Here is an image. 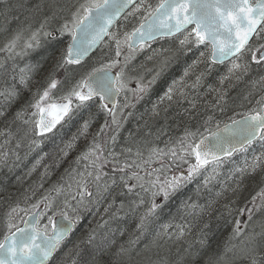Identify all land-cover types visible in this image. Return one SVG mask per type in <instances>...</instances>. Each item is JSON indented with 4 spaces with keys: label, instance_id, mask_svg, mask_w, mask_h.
I'll return each mask as SVG.
<instances>
[{
    "label": "trees",
    "instance_id": "1",
    "mask_svg": "<svg viewBox=\"0 0 264 264\" xmlns=\"http://www.w3.org/2000/svg\"><path fill=\"white\" fill-rule=\"evenodd\" d=\"M79 1L8 0L3 3L0 2V49H3V46L20 29H25L24 39L27 40L31 32L40 28V24L44 21L45 16L55 14L56 19L50 22L46 29L42 31H49L53 35L57 34L56 29L58 28L59 20L69 15V5L73 6L71 9L73 10ZM148 3L155 7L159 3V0H146V4ZM36 4H42L44 6L41 12L34 11V5ZM44 8H48V12ZM131 11L132 9L129 12ZM143 15V10L135 13V15L126 14L119 24L124 25L128 29V32H130L140 23ZM189 33L191 31H186L179 37H185ZM41 35L39 36L41 45L33 49H24L23 40L18 42L15 51L19 52L21 50L23 56H19L16 59L11 60L13 55H6L0 51V93H2L0 94V113H3V115H0V133H3L0 135V145L5 139H8V144L13 147L12 151L14 153L16 150L15 142L17 141L18 143L21 140L19 134H23V131L26 130L24 128L26 124H20L17 113L24 116L23 109L32 108L35 105L36 99L47 88L46 80L58 68L57 61L64 51V45L59 44V42L53 40L50 36ZM189 42V46H184L179 43L178 39H164L137 54L138 56L134 61L136 63L134 68L136 73L140 71L142 74L144 73L149 76L148 82L152 80L157 71L161 70L162 62L165 59L168 60V64L166 67H163L160 76L157 78L154 86H150L146 96L139 94L144 97L139 105H136L139 107L132 120H126L121 116L117 119L118 127L111 120L107 122L97 121L96 115L93 114L90 118L86 119H90L86 134H80L82 127L76 128L72 131L71 136L70 134L67 135L61 143H56L57 145L49 142L35 147V162L37 165L33 168L29 167L28 170L23 171L21 174L18 173L17 168L20 164L17 162L18 160H15V156L12 158L14 161L9 159L11 160L9 164L1 166L0 208L3 204L6 205L5 214L0 215V227L2 223L8 227L12 225L11 228L9 227L10 229L17 227L27 211L30 212L37 208L34 207L37 205V202H39V207L46 208V204L49 201L54 204L62 202L63 200H67L68 202L72 199L78 189H76L77 187L67 189L66 184H64V181H67L65 178L66 173L72 172L73 168L77 166L81 170L83 169L84 173L86 171H92L93 177H95V170L87 167L90 164L89 160L81 158L77 163V158L81 157L82 153L88 150L93 144L94 139L97 143L104 146L105 151L107 149L105 144L107 145L111 135L113 133L119 134L117 139L121 143L118 146L121 158L115 164L120 167H123L125 163L131 164L133 161L140 164L139 168L132 167L124 169L128 174L126 176L135 172L143 177V180L139 182L133 179L136 185L135 188H138L139 184L145 180V176L142 174L148 171L164 172L166 175L165 179L171 178L172 173L175 172H187V163L175 160L167 155L160 158L153 157L149 161L151 148H162L166 152L171 147L179 150L178 138H184L186 131L196 133L195 137H187V142L197 141L201 135L218 125L240 115L252 113L253 110L259 111L260 106L257 105L256 101L264 97V81L260 80V77L264 76V64L256 65L252 63L251 70L247 74L237 72L235 75L229 76L228 68L230 67V62L223 65H212L209 62L210 47L207 44L197 45L192 40ZM251 45L254 48L255 40ZM15 51L14 53H16ZM201 53H204V55L201 56ZM246 59L251 62V53L246 56ZM82 68H71L66 80ZM185 70L189 73L185 77V81L188 84V87L184 89L187 94L186 97L174 95L172 101L165 99L163 102H160V97L164 94L168 86L173 80H179L184 76ZM201 73H203V76L201 77L200 84L195 88L191 87L196 77L200 76ZM237 76L240 78L237 79ZM222 77L228 78L221 83ZM24 80V84L21 85V81ZM17 85L23 91H19ZM10 92H14L15 95H9ZM19 92H21V96L18 95ZM221 95H223L222 99H220ZM134 99H136L135 101L137 103V94ZM189 101H194V108ZM133 105L135 106V104ZM153 105L157 106L159 116L152 114ZM209 116L212 119L208 123H205ZM102 125H104V131L101 135L97 136ZM146 133H151V135H146ZM74 137L81 138V142L76 148L59 147V145ZM83 137H85V140L82 141ZM24 143L28 145L27 141H24ZM25 148L26 146H23L22 150ZM128 148H131L132 151L127 152L126 149ZM137 151L142 154V157L136 155ZM189 160L190 163H194V158H189ZM108 167V163L104 164L102 172L108 170ZM161 167H164V169ZM43 173L45 174L41 176ZM259 177L256 176L257 183L260 181L258 179ZM245 179L240 184L239 189L235 191L234 195L229 191L230 185L225 188L222 196L220 195L221 197L217 200L218 211L216 212L218 214L215 212L214 215L209 217L206 208H202L203 214L196 224L195 220L188 218L179 207L175 209L174 217H171L169 211V199L173 195L177 196L182 202L188 198V194H185L186 188L181 191L179 189L170 196L168 201L163 205V207L166 206L165 212H167L163 223L170 225L172 229L177 227L178 232L183 231L182 238L184 241H181L178 245L171 244L170 241H162L161 244H165L164 249L166 254L162 255V258L163 256L164 258L161 259V264H212V261L217 260L222 255L224 256L223 261L229 259L228 261L230 262H227L228 264H238V261L241 259L233 260V253L225 252V245L232 235V231H230L232 229L229 224L230 219L228 220L224 215L227 214L226 211L229 207L231 210H234L233 216L240 205L247 201V197L250 194L244 198L243 196L248 193L247 191L251 190L247 188H252L256 182L255 179ZM94 182L95 180L93 179L91 186L94 185ZM57 188L61 189L59 194L56 192ZM239 190L240 192H238ZM45 196L48 197V201L43 200ZM105 196V203H113L116 201H111L112 195L110 191ZM15 202H19V204L12 205ZM219 202L222 205L220 207ZM119 208L120 211L118 212L110 211V215L107 217L108 227H103V224L106 225L107 222L105 219L104 222L100 221L104 215L99 220L96 218L89 219V221L91 220V226L95 228L101 226L102 229H105L102 231L103 243L99 249L87 247L86 244L80 243V255H77L73 247L77 243L82 242L83 238L87 235H81V231L76 227L70 237L61 246L62 251L67 248L64 257L67 260L64 264H72L73 260L71 261V259H74L76 256L79 264H111V260L116 256V251L120 249L118 246L128 251L131 249L128 247H131L129 243L131 242L133 233L132 228H134L132 223L120 228V238L113 236L117 234L118 225H116L115 217L120 215V205ZM12 209H16V211L13 212ZM102 213L99 210V215ZM190 219L192 220L191 222L189 221ZM263 221L257 222L256 218L253 223L255 224L257 222L264 225ZM260 229L259 227V231ZM196 232H201V236L196 241H192L193 235ZM116 238L118 242L115 244ZM201 241H205V243L201 244ZM231 243L239 244L238 240H232ZM105 244L108 246L105 247ZM117 244L120 245L116 246ZM71 249L72 251H70ZM228 255L231 256L227 257ZM56 258L57 256L48 264H55Z\"/></svg>",
    "mask_w": 264,
    "mask_h": 264
},
{
    "label": "snow or ice",
    "instance_id": "2",
    "mask_svg": "<svg viewBox=\"0 0 264 264\" xmlns=\"http://www.w3.org/2000/svg\"><path fill=\"white\" fill-rule=\"evenodd\" d=\"M129 5H134L131 12L127 15H135V13L143 10L144 15L140 19L138 26L134 27L131 32H126L123 37V41L116 34H110L109 26L120 16L121 13L128 9ZM42 4L34 5L35 12H41L43 10ZM73 6L69 5V16L63 18L64 22L57 29L61 34L68 33L71 36V43L68 44L66 54H62L57 61V67L63 68L68 64H78L81 59L88 53L102 36L108 35L110 38L116 41V56L121 55L122 42L127 45L131 50H135L137 45H143L148 40L155 39L156 36L172 35L181 30H185L189 25H194L191 29V33L185 36L184 40H181L182 45L188 43L190 40L197 45L211 44V55L209 57L211 63H223L225 60L230 61V67L228 68V75L233 76L237 72L241 74H247L251 70V64L256 65L264 64V43L259 44L256 48H253L250 44V40L255 36L258 40L264 39V27H258V25L264 24V0H256L255 6L250 3V0H159V3L153 7L150 3L146 4V0H85L84 3L72 11ZM56 19V15L45 16L44 21L41 22L40 28L31 32V35L24 39L25 29L18 30L11 40L5 45L4 49L0 51H13L18 42L24 41V47L26 49H32L40 46L39 36L42 30L46 29L50 22ZM44 36H51L49 31L43 32ZM251 53V62L246 59V56ZM204 53H201L203 56ZM132 57H126L130 60ZM117 61H112L110 65L105 66V69H93L84 77L67 96L64 97L65 103L55 104L48 103L46 106H41L46 98L49 97V91L56 88L57 81L52 79L48 84V87L44 89L43 93L39 96V100L33 107L39 109L41 114L40 120L35 124L38 129L37 134L43 135L45 132H50L53 127L67 115L72 104V97L74 96L80 101V105L83 106L85 102L91 100L94 96H98L101 100V108L112 113L113 124H117L116 119V103L115 97L119 93L127 88V80L124 78L123 69L116 73L115 77L110 74V69ZM168 60L165 59L162 62L161 70L157 71L152 80L147 84L141 83V80H137L136 88L129 89L137 94V100L142 96L139 94H146L150 86L154 84L157 78L160 76L163 67H166ZM188 71L185 70L184 76L179 80H173L168 86L167 90L160 97V102L165 99L168 101L173 100L174 95L186 97L184 89L188 87L185 81V77L188 76ZM196 77L195 82L191 87H197L201 82V77ZM228 77H222L221 83ZM237 79L240 77L237 76ZM261 81H264V76L260 77ZM255 83V82H254ZM2 94V93H0ZM9 95H15L14 92H10ZM223 98L221 95L220 99ZM219 102V101H217ZM192 107H195L194 101H189ZM260 106L259 111L253 110L252 114L244 116L241 120H233L232 127L229 128L225 125L224 131L228 132V136H217L211 147L205 142V139H201L199 142L193 140L187 142V137H195L196 133L185 132L184 138H181L178 143L180 149L175 147L165 149L153 147L150 149L149 161L153 158H160L163 156H170L175 160H179L188 164L187 175L180 174L166 178L163 182L159 180L150 181L152 188L151 191L152 201L151 206L140 217V223L137 228L143 229L145 222L150 217H154L157 210L163 207V204L156 202L157 196H162L166 202L172 194L182 188L186 183L190 182L197 175L201 174V170H207L208 166H212V172L216 170L223 163L222 157H231L233 153L238 151H247L248 146L259 139L264 142V97L256 101ZM112 107L109 108L108 105ZM45 114L51 117V120H45ZM154 116H159L157 106L153 105ZM3 115V113H0ZM20 113H17L19 118ZM212 119L211 116L205 121L208 123ZM27 123V122H26ZM90 119L85 120L82 125L80 134L87 133L89 128ZM104 131V125L101 126L100 132L97 136L101 135ZM3 133H0L2 135ZM11 135V134H9ZM151 135V133H146ZM76 139V137H74ZM115 140V136L112 137ZM19 146V145H17ZM72 145H68L71 147ZM127 152H131L132 149H126ZM67 154V153H65ZM5 156L7 153L4 154ZM137 156L142 154L137 151ZM94 157V158H93ZM89 160L90 167L95 170L94 180L97 186V195L102 196L103 192H107L110 185L104 183L100 184L103 176L106 173L102 172L104 164L107 163V159L104 156V146L97 143L94 139L93 144L88 150L82 153L81 157L77 158V163L80 159ZM189 158H194L195 163H190ZM139 168L140 164L133 161L131 164L125 163V165L119 168L120 172H124L125 168ZM115 171V169H114ZM264 172V153L256 155L253 159L245 161L243 167L236 168L235 173L239 175L236 177L237 186L250 175L257 172ZM81 179L76 181L77 193L72 197L77 200V208H84L87 210L85 203L86 197H92L93 193L89 191L88 184L91 182L89 177L93 176L92 171H86L79 174ZM151 175V173H148ZM214 177L205 176V186H207L210 179ZM232 178V177H229ZM124 186L132 191L135 184L129 185L128 180L135 179L138 182L143 180V177L133 172L131 176L127 178L122 175L120 177ZM113 179L112 183L115 184ZM261 183H264V176H261ZM158 185V187H157ZM141 188L144 187L143 183H140ZM71 188V185H69ZM149 189H145L148 191ZM56 192L59 194L61 189L57 188ZM221 195V193H217ZM260 199L261 203L256 204V200ZM252 203L256 207L257 211L264 210V187H262L254 196H252ZM43 200L48 201V197H43ZM65 206H69L67 200H65ZM141 203H144L141 200ZM53 205L49 201L46 204V208H51ZM34 207H39V202ZM188 207L195 208L196 205H188ZM77 209H73L76 211ZM108 209H105L107 211ZM247 210L249 213L248 219H252V209H241L243 212ZM13 212L16 209H12ZM11 215V213H9ZM33 220H25L24 223L28 226L26 229L17 228L16 232L11 233L10 236H5L4 241H0V264H46L53 252L59 247L62 241L73 231L76 224L81 219L80 214H77L74 219H69L67 213H60L62 219L60 222L53 225V231L51 235H47L46 231H41L36 225L38 223V216L40 214L32 213ZM64 221H67L66 223ZM51 223V217H49ZM240 221L236 222V227L233 229V234L229 237L228 242L225 245V252H232L234 258L249 261V264H264V225H261L259 232L252 231L244 233L239 227ZM11 228L12 225H9ZM164 232L157 233V237L168 235V228L170 225H164ZM207 227V225H205ZM19 234V235H18ZM180 235H183L181 231ZM240 238L239 245L232 244L231 241ZM106 239V238H105ZM94 236L89 233L86 241L80 243L92 244ZM137 241H131L133 245ZM80 243L74 246V250L77 255H80ZM155 243V241H153ZM204 244L205 241H201ZM105 247L108 245L105 244ZM94 248L99 249L100 246L93 245ZM72 251V250H70ZM128 250L123 247L117 253L121 255ZM95 259V257H93ZM224 256H220L217 260L212 261V264H219V260H223ZM73 264H79L78 261L73 260Z\"/></svg>",
    "mask_w": 264,
    "mask_h": 264
},
{
    "label": "bare ground",
    "instance_id": "3",
    "mask_svg": "<svg viewBox=\"0 0 264 264\" xmlns=\"http://www.w3.org/2000/svg\"><path fill=\"white\" fill-rule=\"evenodd\" d=\"M8 0H0L1 3L6 2ZM85 0H80L78 2V4L74 7V9L72 11L75 10L76 7H78L80 4L84 3ZM69 16V15H68ZM67 16V17H68ZM66 17V18H67ZM125 17V14L120 17L111 27V29L109 30L110 34H113L115 31L118 33V36L121 38V40L123 41V37L124 34L126 32H128V29L122 25L119 24L120 21ZM64 22V19H62L60 21V23L58 24V28L60 27V25ZM119 24V25H118ZM57 28V29H58ZM56 29V33L55 35H51L50 38H52L53 40L59 42V44L61 43V45H64V51L62 54H66L67 52V47L68 44L71 43V36L68 33H64L61 34L58 30ZM132 31V30H131ZM130 31V32H131ZM42 34V33H41ZM42 36H44L42 34ZM169 39H178L179 43L181 40H184L185 37H179V36H174L171 37ZM160 40H154L151 42H147L144 43L142 46H138L136 47L135 50H131L127 47L126 44H124L122 42L121 44V55L119 57L116 56V42L112 43L113 41H110V37L108 35L105 36L104 40L101 42V44L99 45V47L92 52L88 57H86L84 60L80 61V63L78 64H68L65 65V67L60 68L58 67L55 72H53L50 77L48 78V80H46L47 83V87L48 84L51 82L52 79H55L58 83L56 88L51 89L49 91V97L46 98V101L41 105V106H46V104L48 103H55V104H61V103H65L66 101L64 100V97L67 96L69 94V92L73 89V87L75 85H77L84 77H86L88 75L89 72H91L93 69H105V66H108L111 64L112 61H117L116 65H119V72L121 71V69H123L124 75L125 77L129 78L128 83H131L130 86L127 88L128 89V93H129V97H128V103L124 106V108L117 114L116 119H118L119 117L123 116L126 120L130 119L132 120L135 117L136 111L138 110L139 103L142 101V98L144 96H146V94H142L144 96H142L141 99L138 100V102L136 103V99L135 95L136 93L129 91V89H135L136 88V82L137 80H141V78H143L141 80V83H148L149 80V76H147L146 74H142L140 71L139 73H136V70L134 68V65L136 63H134L135 58L138 56L137 54L147 50L150 46H152L153 44L157 43ZM189 43L184 44V46H189ZM181 44V43H180ZM108 45V46H106ZM109 45H112L109 47ZM182 45V44H181ZM5 47L3 46V49ZM125 48V50H124ZM189 49V48H188ZM187 49V50H188ZM128 50V51H127ZM15 49L11 52L8 51H2L4 54H9V55H13L16 58L19 57V52L18 54L14 53ZM104 51V56L102 57L101 60L96 59L97 55L101 52ZM16 52V51H15ZM210 55H211V50H210ZM126 57H132L130 60H127L126 62ZM210 57V56H209ZM15 58V59H16ZM98 62H101L99 64H96ZM209 62L211 63L210 59ZM101 64V65H100ZM212 65H214L213 63H211ZM74 67H83L82 69H80L75 75H73L71 78L67 79L68 77V72L71 68ZM110 72L114 75H116V73H118V71L116 72L113 69V66L110 69ZM65 81V82H64ZM24 81H21V85L24 84ZM135 84V85H133ZM154 86V84H152V87ZM18 90L19 91H23V89L17 85ZM167 90V89H166ZM123 94V91H121L119 93V95L116 98V109L118 106V103L120 101V97ZM19 96H21V92H19L18 94ZM72 99V104L70 105V110L68 112L67 115L63 116V118L59 121V123H57L55 125V127L52 128V130L50 132H47L43 135H38V129H36L35 124L38 120H40L41 118V114L39 112V109L36 107H32V108H28V109H23L24 113H25V117L24 116H19V121L20 124H26V128L31 127L32 128V133L29 130H25L23 131V134L25 137H22L21 140L17 143V141L15 142V147L17 150H15V153L12 151L13 147H11L8 144V139H5L1 145H0V169L1 166L3 165H7L11 162L12 158L15 156V160H18L17 162L20 164V166L17 168L18 169V173H22L23 171H26L30 168H33L34 166H36V162H35V157H36V151H35V147L40 146L42 144H46V143H53L54 145H57L56 143H61V141L64 139V137H66L67 135L70 134V136L72 135V131L75 130L76 128H81L82 127V123L87 119L90 118L91 115L95 114L96 115V119L97 121H113L112 118V113L102 109L101 108V100L98 96H94L91 100L85 102V104L83 106L80 107H76V105H80V101L77 100L74 96L71 98ZM39 100V97L36 99V101ZM36 104V103H35ZM135 104V106L133 105ZM143 105V104H141ZM109 108H111L108 105ZM252 113H247L244 115H240L236 118H233L221 125L216 126L215 128L207 131L206 133H204L203 135H201L198 140L196 142H198L203 136L207 135L208 133L214 131L215 129L232 122L233 120H236L242 116H246ZM94 115V116H95ZM106 116V117H105ZM48 116L45 114V118H47ZM49 119L51 120V117H49ZM27 122V123H26ZM100 129V128H99ZM98 129V130H99ZM94 131V130H93ZM179 135V133H177ZM119 134L116 133L113 135H111V138L108 139L107 145L105 144V146L107 147V149L104 151V156L107 159V163L109 164L108 170H106L103 173H106V175L103 176L102 180L100 181V184L103 185L104 183H107L110 185V188L108 191H110L111 195H114L113 193L115 192H119V194L116 195V201L113 203H103L102 205L104 206L105 209H109L105 212L104 216L102 217V214L99 215V210L98 212L96 211V213L93 215V213L95 212V210L97 208H99L100 206V202L98 201H102L103 199L106 198L105 194L108 192H103L102 196H98L97 197V201L95 203H92L90 205H88V209H89V214L87 213H77L80 214L81 219L79 220V222L76 224L75 228L73 229V231L76 229V227L79 228V230L81 231V235H88L89 233H91L94 236V240L92 242V244H88V243H83L86 244L87 247H91L94 248L93 245H98V246H102L103 243V233L102 231H104L105 229H102V227L100 226L99 228H95L93 226H91L90 221L93 218H96L99 220V216L102 217V219L100 221L104 222L108 220V216L110 215V211H120L119 205L121 206V212L120 215L115 219L117 222L116 225L117 226V234L116 237L120 238V228L124 227L126 225H130L131 223L134 225V228L132 229H137V225L140 221V218L137 214H133V208L131 206V198L132 196H138L139 194H137V191H141L143 190V188L145 187V183L150 184V181H155V180H159L160 182H163L165 180V173L164 172H157V171H148L143 173L142 175L145 176V180L141 183H143L144 187L141 188L140 186L138 188H133L132 191H129L128 188H126L124 186V183L121 181L120 177L122 175H124L126 178L128 176H126V172L124 170V172H120L119 168H121L120 166L116 165L115 162L120 159V155H119V149L118 146L121 144L120 141L117 139V136ZM115 136V140H112V137ZM180 140V137L178 138ZM85 140V137L82 138V141ZM27 141L26 145L25 143L23 144V142ZM169 141V140H168ZM81 142V138L80 137H76V139L72 138L64 143H62L61 145H59V147H63L66 148L68 147V145H72L71 148H76ZM35 143V144H34ZM19 145V146H17ZM26 146L25 149L22 150V147ZM58 147V146H57ZM56 147V148H57ZM55 148V149H56ZM70 148V147H68ZM7 153V155L5 156L4 154ZM142 157V156H141ZM140 157V158H141ZM230 157H224L222 158V160H226ZM11 159V160H9ZM60 159V158H59ZM14 161V160H12ZM195 163V162H194ZM83 167V166H82ZM162 169H164V167H161ZM115 169V171H114ZM79 172L84 173L83 169L81 170L79 168ZM148 173H151V175H148ZM184 172H175L172 173V176H174L173 174H183ZM45 173L41 174V176H43ZM70 173H66L65 178L67 179V181H64V184H66V186H69V184L73 181L74 176H68ZM128 175V174H127ZM132 174H129V176H131ZM239 174H237L234 178H232L231 182L226 181L223 183H217L215 182L214 185H209L208 187H203L199 182L197 181H192L194 179H192L190 182L186 183L182 188H180L179 191L183 190L186 188L185 194H188V198L186 200H183V202L181 200H179V198H177V196L173 195L170 199H169V211L171 214V217H174L175 215V209H177L178 207L181 208V210L185 213V215L190 218L192 217L193 220H195V224L200 220L201 218V213L200 211L202 210V208H206L207 214L209 215V217H211L212 215H214V213L216 211H218L217 209V200L219 199V197L222 196V192H224L225 188L229 186V191H230V187L231 184L236 182V177ZM256 176H260L258 179L260 180L257 183L256 180ZM261 176H264V172H257L253 175L247 176L245 180L248 179H255L254 183V188L252 190V192L250 193V195L247 197V201L240 205V207L235 211L234 215L232 216L234 210H231L229 207L227 209V214L224 215L225 217L228 218L229 220V224H230V228L232 230V234H233V229L236 227V221H235V216L238 213H241V218L239 219L240 224L239 227L241 228L246 219H248L249 217V213L247 210L241 212V209H248L251 208L252 209V217L254 215L253 210L255 209V206L253 205V203L251 202V196L253 194V192L257 189V187H259V184L261 182ZM81 179V178H80ZM94 179V177H89V180L92 181ZM113 179L116 181L115 184L112 183ZM235 179V181L233 182V180ZM68 183V184H67ZM129 185H133L134 184V180H128ZM71 186H73V184H70ZM92 183L90 182L88 184V189L89 191H91L93 193V196H96L97 194V186H96V181L94 182V185L91 186ZM158 187V185H157ZM242 190V189H241ZM240 192V190L238 191ZM217 193H221V196L217 195ZM235 192H232V194L234 195ZM116 194V193H115ZM225 194V193H224ZM248 194H245L243 196V198L245 196H247ZM92 196V197H93ZM79 198V196L76 197V200ZM87 198V197H86ZM91 198V197H90ZM158 202L160 204L166 203L163 200L162 196H159L158 198ZM75 200V201H76ZM86 200V199H85ZM111 200V201H112ZM258 200V199H257ZM106 201V199H105ZM144 201V200H143ZM259 201V200H258ZM108 202V201H107ZM146 202V201H145ZM257 203V202H256ZM19 204V202H15L12 205H17ZM145 205V203H143ZM219 207L222 206L220 205V202L218 203ZM5 205L3 204V206L0 208V215L5 214ZM109 205H114L112 208H109ZM143 205V206H144ZM188 205H196L195 208L192 207H188ZM143 206L141 205V210L143 208ZM101 207V206H100ZM166 207V206H165ZM165 207H162V209L160 211L157 210V213L154 217H150L148 220L152 222V225L154 224H161L163 223V221L166 218V214L167 212ZM41 210L40 215L38 216V223H37V227L41 230V231H46V234L49 235L51 233V230L53 228V223L54 220L61 216L60 214L56 215L53 219L52 222L47 223L45 228H41L40 225L44 224V218L43 215L44 213L47 211L48 208H44V207H37L34 210L28 212L24 215L23 219L21 220V223L17 226V227H13L12 229H10L8 226L6 228L5 224L2 223L1 228H2V233L0 234V241H3L5 236L10 235L14 230H16L17 228H19L25 218L36 212L37 210ZM102 211V209H101ZM116 212V213H117ZM98 213V214H97ZM162 213V215L160 214ZM217 213V212H216ZM260 213L263 212H259L256 214V216L254 217L253 221L258 217V215ZM76 213L73 214V218L69 217V219H74L77 215ZM218 214V213H217ZM143 215V213H142ZM216 215V214H215ZM89 216V217H88ZM115 217V216H114ZM89 219H91L89 221ZM111 225V224H109ZM108 227V221L106 222V225L103 224V227ZM173 229H171L170 231H172ZM72 231V232H73ZM72 232L69 234L68 237H66L64 239V241L61 242V244L59 245V247L54 251L53 256L50 260H48V262H46V264L50 263V261L52 259H54L55 256H58V252L61 250V246L65 243V241L70 237V235L72 234ZM246 232V231H245ZM119 234V235H118ZM173 234H177V232H173ZM118 235V236H117ZM201 236V232H196L193 235L192 241H196V239H198V237ZM116 238L115 244L118 242ZM87 236L85 238H83L82 241H86ZM80 243V242H79ZM82 244V243H81ZM118 246V244L116 245ZM100 248V247H99ZM95 249V248H94ZM62 251V250H61ZM72 260H76L77 261V256ZM73 264V263H72Z\"/></svg>",
    "mask_w": 264,
    "mask_h": 264
},
{
    "label": "rangeland",
    "instance_id": "4",
    "mask_svg": "<svg viewBox=\"0 0 264 264\" xmlns=\"http://www.w3.org/2000/svg\"><path fill=\"white\" fill-rule=\"evenodd\" d=\"M44 10L46 12H48L49 9L44 8ZM60 21H61V19L59 20V23H60ZM41 33L43 34V31H41ZM113 34L118 35V33L116 31ZM262 35H264V33H262ZM263 40L264 39L258 40L256 38V40H255L256 44H255L254 48H256ZM110 41H113L112 43L116 42L115 39H112V38H110ZM5 45H4V47H5ZM40 45H41V43H40ZM106 46H108V45H106ZM110 46H112V45H109V47ZM23 48L26 49L24 46H23ZM15 54H18V52L16 51ZM19 55L23 56V53L21 50L19 51ZM103 56H104V51H101L97 55L96 59L101 60ZM15 58L16 57L13 56L11 60H13ZM99 63H101V62H98L96 64H99ZM119 67H120L119 65L115 64L113 66V69L116 72L117 71L119 72ZM125 75H124V78L127 80V88H128L131 83H128L129 78L125 77ZM133 85H135V84H133ZM127 88L125 90H123V94L120 97L121 99L118 103L117 109L115 110L116 116L124 108V106L128 103L129 93H128ZM77 106L78 105H76V107ZM112 118H113V116H112ZM24 128H26V127H24ZM26 130H29L32 133V128L31 127L29 128V125H28V128H26ZM5 134H7V133H5ZM19 135L21 138L25 137L24 134H22V133ZM32 135H33V133H32ZM261 153H264V142L258 140L252 146L248 147L247 151H243V152L239 151V152L235 153L232 157H230L226 160H223V163L216 170L215 173L212 172V166H208L207 170L202 169L201 174L197 175L194 178V180H192V181L199 182L203 187H208L211 184L214 185L215 182H217V183H219V182L223 183L226 181L231 182L232 178H234L238 174V173L234 172V170L236 168L243 167L245 161L250 162L254 156L260 155ZM69 173L70 174L68 176L72 175V176H74V178H73V181L70 183V184H73V186H71V188H69V186H67V189H74L75 187H77L76 181L80 180V178H81L79 175L81 172H79V168L76 166L75 168H73V171L69 172ZM183 174L187 175V172H184ZM173 175L175 176L178 174H173ZM205 176L214 177V178L209 180L207 186H205V183H204ZM229 177H232V178H229ZM212 185H211V187H212ZM253 186H252V188H250V187L247 188V189H251V190L247 191L248 195L252 192V190L254 188ZM239 187H240V185L237 186V182L231 184L230 192L232 193V192L237 191L239 189ZM262 187H264V183L260 182L259 187H257V189L253 192L252 196H254ZM145 189H149V190L145 191ZM154 190L155 189L152 188L151 183L150 184L145 183V187L143 188V190L137 191L138 192L137 194H139V195L134 196V197L132 196L131 203L133 205L132 206L133 214H137L140 218L142 216V213L144 214L146 212V210L151 206V201H152L151 191H154ZM115 193H113L114 195H112L111 200L112 199L115 200L116 195L119 194V192H115ZM97 197L98 196L96 194V196H93L91 198H89V197L86 198L85 203L87 205V210H84V208H77V200H79V198L76 201H74L73 199H70L68 201L69 206H67V207L65 206V203H64L65 200H63L62 202L54 203V204L52 202L53 206L51 208H48L47 211L44 213V215H43L44 224H41L40 227L45 228L47 223H49V217H51V220H52L56 215H58L62 212L67 213L68 217H71V218H73L74 213H76V214L81 213L82 214V213L89 212L88 205L95 203L98 200ZM158 198H159V196H157L155 198L156 202H158V200H159ZM141 200H144L145 205L143 203H141ZM258 200H256L257 205H259L261 203L259 198H258ZM98 202H100V206H102V207L99 206V208H97L95 210L93 215L96 213V211L98 212V209H100V210L102 209V212H103L102 216H103L105 208L102 204L105 203L106 201H105V199H103L102 201H98ZM141 205L142 206L144 205L142 210L140 207ZM113 206L114 205H109V208H112ZM74 208L77 210L73 211ZM161 209H159L158 211H160ZM259 212H263V213H260L258 215L257 222L264 220V210L257 211L256 207H255V209L253 210L254 215H253L252 219L251 220L246 219L244 225L241 227L242 232L247 233V232H252L253 230L256 232L259 231V227L261 228L262 224L257 223V222L255 224L253 223L254 217ZM200 213L202 216L203 211L201 210ZM160 214L162 215V213H160ZM100 218H101V216H99V219ZM115 218H117V217H115ZM190 218L192 219V217H190ZM240 218H241V213L236 214L235 221L236 222L239 221ZM191 219L189 220L190 222L192 221ZM203 219H204V215H203ZM139 223H140V221H139ZM164 225H167V224H165V223L159 224L158 223V224L152 225V222L148 220L145 222L143 229H140V228L133 229L132 237L131 236H129V237H131V241H137V242L134 245L132 243H129V244H131V247H128V248H131V249L129 251H127L126 253H123L121 255H117V253L122 248L121 246H118V248H120V249H119V251H116L117 252L116 256L114 257V259L111 260V264H161V259L164 258V256L162 258V255L166 254V251L164 249L165 244L164 243L161 244V242L166 240V241H170L171 244L174 243V245H178L181 241H184V239L182 238V235H180L181 231L178 232L176 229L177 227H174L175 229L170 231L172 229L171 226L167 230L168 235L157 237L158 232L163 233L165 231L164 227H163ZM6 228H7V226H6ZM173 232H177V234H173ZM1 233H2V228L0 227V234ZM114 233H116V232H114ZM114 233H112V234H114ZM113 236L115 237L116 235H113ZM235 240H238V243H239L240 238L237 237L236 239H234V241ZM153 241H155V243H153ZM118 245H120V244H118ZM115 249H116V247H115ZM73 250H74V247H73ZM116 250H118V249H116ZM66 251H67V248H65L64 251L60 250L58 252V256L55 260V264H64V262H66L67 259L64 258ZM229 256H231V255H228L227 257H229ZM147 257H149V259H147ZM232 258H233V260L236 259V258H234V256ZM228 260L229 259H227L225 261L220 260L219 264H226L227 262H230ZM238 264H249V261L241 259L238 261Z\"/></svg>",
    "mask_w": 264,
    "mask_h": 264
},
{
    "label": "water",
    "instance_id": "5",
    "mask_svg": "<svg viewBox=\"0 0 264 264\" xmlns=\"http://www.w3.org/2000/svg\"><path fill=\"white\" fill-rule=\"evenodd\" d=\"M138 1H139V0H136V3H137ZM250 3H251V0H250ZM255 3H256V1H255L254 3H251V4H252L253 6H255ZM133 6H134V5H129L128 9H126L125 12L121 13L120 16L117 17L116 20L113 21V23L109 26L108 31L111 29V27L113 26V24H114V23H115L120 17H122L126 12H128ZM260 26H261V25H258V27H260ZM193 27H194V25H189L187 29H189V28H193ZM185 30H186V29H185ZM185 30H181L180 32H176V33H174V34H172V35H164V36H160V35H158V36L155 37V39L148 40L147 42H151V41L159 40V39H163V38H171V37H174V36L180 34L181 32H183V31H185ZM105 36H106V35H105ZM105 36H102V38H101V39H100V40H99V41H98V42H97L92 48L89 49L88 53H87V54L81 59V61L84 60L86 57H88L92 52H94V51L99 47V45L101 44V42L104 40ZM253 37H254V36H253ZM253 37H252V38H253ZM251 40H252V39H251ZM251 40H250V41H251ZM147 42H146V43H147ZM208 45L210 46V49H211V44L208 43ZM138 46H140V45H137L136 47H138ZM231 59H232V58H229V60H225L223 63H216V64H214V65H221V64H224V63L230 61ZM110 74L114 77V75H113L111 72H110ZM117 96H118V95H117ZM117 96L114 98V99H115V103H116V98H117ZM109 106L112 107L111 104H109ZM243 117H244V116H242V117H240V118H238V119H236V120H241ZM225 125H228L229 128H231V127H232V122L227 123V124H225ZM225 125H223V126L217 128V129H215L214 131L208 133L207 135L203 136L201 139H205V142L208 144L209 147H211L212 144H213L214 141H215V138H216L217 136H228V135H229L228 132L224 131V129H225ZM201 139H200V140H201ZM200 140H199V141H200ZM199 141H198V142H199ZM233 154H234V153H233ZM222 158H224V157H222ZM40 212H41V210L39 209V210H37V211L34 212V213L40 214ZM61 219H62L61 216L57 217V218L54 220L53 225L56 224V223H58V222H60ZM25 220L32 221V220H33V216L30 214V215H28V216L25 218ZM25 220H24V221H25ZM64 222L66 223L67 221H64ZM27 227H28V226L23 222V224H22L19 228H21V229H26ZM52 231H53V228H52L51 233H50L49 235L52 234ZM13 232H16V230H14ZM13 232H12V233H13ZM10 235H11V234H10ZM10 235H8V236H10ZM18 235H19V234H18ZM3 241H4V240H3ZM53 253H54V252H53ZM52 256H53V254H52ZM52 256L49 258V260L52 258ZM47 262H48V261H47Z\"/></svg>",
    "mask_w": 264,
    "mask_h": 264
},
{
    "label": "flooded vegetation",
    "instance_id": "6",
    "mask_svg": "<svg viewBox=\"0 0 264 264\" xmlns=\"http://www.w3.org/2000/svg\"><path fill=\"white\" fill-rule=\"evenodd\" d=\"M262 43H264V41H262L261 44H262ZM45 120L47 121V120H50V119H49V117H47V118H45ZM45 133H47V132H45ZM45 133H44V134H45Z\"/></svg>",
    "mask_w": 264,
    "mask_h": 264
}]
</instances>
